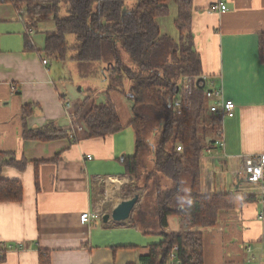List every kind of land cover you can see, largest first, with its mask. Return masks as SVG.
Segmentation results:
<instances>
[{
  "label": "crops",
  "instance_id": "0c3cea01",
  "mask_svg": "<svg viewBox=\"0 0 264 264\" xmlns=\"http://www.w3.org/2000/svg\"><path fill=\"white\" fill-rule=\"evenodd\" d=\"M191 1V29L206 87L220 89L236 106L234 117L220 119L223 145H212L200 159L201 193L235 196L234 206L219 210L215 225L202 229L203 264H264V217L258 218L264 203L257 184L247 178L250 158L264 153V64L258 57L264 0H221L227 7L222 12L208 11L219 0ZM27 35L33 50L25 48L22 17L12 4L0 2V152L28 161L23 170L1 171V177L18 179L23 187L21 201L0 202V242L8 247L1 264H38L45 252L50 264H140L139 257L160 235L129 225V218L98 223L128 199L101 203L99 195L109 182L113 187L134 182L133 176H121L123 158L135 151L134 131L133 151L121 140L128 126L76 141L70 136L24 140L23 126L51 123L70 131L74 124L67 111L72 101L59 91L50 61L42 64V47L31 32ZM24 105L32 110L26 118ZM99 209L103 213L95 217ZM84 212L91 214L88 223L80 221ZM183 220L169 216L165 230H187ZM122 228L155 238L137 242ZM166 264L178 262L168 255Z\"/></svg>",
  "mask_w": 264,
  "mask_h": 264
},
{
  "label": "trees",
  "instance_id": "16d2710c",
  "mask_svg": "<svg viewBox=\"0 0 264 264\" xmlns=\"http://www.w3.org/2000/svg\"><path fill=\"white\" fill-rule=\"evenodd\" d=\"M126 1L0 0L12 4L24 20L26 49H34L27 34L37 27L39 19L52 16L54 27L46 32L43 47L38 49L48 61L68 58L67 36L73 34L76 52L71 59L81 69L90 63L103 62L109 79L108 92L121 91L125 79L131 82L129 98L133 116L126 125L108 100L109 93L105 102H96L88 95L67 104L74 123L70 131L57 129L51 123L38 128L23 126L22 138L49 141L70 136L76 141L105 137L130 126L134 131L135 151L123 158L121 176L139 179L145 156L151 169L144 177L143 187L121 189L123 198L138 194L128 223L152 230L161 237L148 245L147 253L139 257L140 264H166L174 246H177L178 264H203L202 229L214 226L219 210L232 208L235 196L232 193L204 195L200 191V159L221 138L220 118L208 112L204 89L201 85L194 89L180 114L172 107L179 79L203 73L191 29L192 1L135 0L133 8L124 12ZM169 2L177 9L176 39L162 34L156 22V18L169 14ZM62 8L66 11L64 16L59 15ZM124 53L135 68L124 62ZM258 57L264 64V32L258 36ZM81 69L83 76L91 74L90 69ZM31 112L29 105L23 106L24 118ZM157 121L162 122V127L154 146L150 147L146 129ZM178 144L181 151L176 150ZM27 162L25 158L16 159L11 152H0V202H19L23 198L21 181L1 177L2 168L23 170ZM142 197L151 203L143 205ZM171 215L183 217L188 229L166 231L167 218ZM3 254L0 251V264ZM38 264H50L47 252L39 254Z\"/></svg>",
  "mask_w": 264,
  "mask_h": 264
},
{
  "label": "rangeland",
  "instance_id": "374dc122",
  "mask_svg": "<svg viewBox=\"0 0 264 264\" xmlns=\"http://www.w3.org/2000/svg\"><path fill=\"white\" fill-rule=\"evenodd\" d=\"M135 2V0H127L125 2L123 11L126 12L132 9L135 5ZM169 11L170 12L167 16L156 18V22L159 25L162 34H167L171 38L176 39L178 33L174 25V20L177 15V9L176 5L172 2H169ZM65 14V8H62L60 10L59 15L64 16ZM53 24L54 23L52 20V16H47L39 19L37 27L31 31L30 35L31 39L33 40V42H35V44H37V46L43 47L45 34L47 31H51V29H53ZM67 40L70 46V49L67 54L68 58L64 61H50L52 75L57 83L59 91L69 97L70 101H74V99L76 100L77 98L83 100L86 96L91 95V99H93L94 101L98 102L102 100L103 102H105L107 99L106 93H109L110 95L108 96V100H110L114 104L122 124L126 125L127 122L133 116L130 105L131 101L129 98V89L131 82L128 79H125L121 91L108 92L109 79L107 76V71L104 70V63H90L89 66H86L84 67V69H81L79 63L74 59H71V57L74 56L76 52L73 48L76 43L75 35L69 34L67 36ZM124 62L130 67L135 68V65L130 61L126 53H124ZM80 69H90L91 74L88 76H83ZM163 91V89H160L161 93H163ZM161 127L162 122L157 121L153 124V126L146 129V137L150 144V147L154 146L156 141V135L160 132ZM120 135L121 140L127 147V149L133 151L134 143L132 136V128L130 126L126 127ZM131 151H129L128 153H130ZM142 165H144V168L142 167L140 170L139 179H134V182H127L121 187L120 185L117 187H113V185H111V182H109L110 185L108 183V185L106 187H103V190L100 192V199L105 200V202H109L112 201V199L114 198L113 201H115L117 198H120L122 196L121 189L124 186L133 187L135 185H138L143 187L144 177L146 176V174H148L151 169L147 161V156L144 157ZM148 202L151 203L150 200L148 201L147 198L142 197L143 205L148 204ZM183 221L187 223L185 219ZM102 222L103 218H101L98 223ZM121 230H126L128 233L132 234V239H135L137 242L148 238H155V236L152 234L142 235L139 231L133 228H122ZM158 238L159 240L161 239L160 236H158ZM150 240L152 239H149L148 242H151Z\"/></svg>",
  "mask_w": 264,
  "mask_h": 264
},
{
  "label": "built area",
  "instance_id": "2783aa9c",
  "mask_svg": "<svg viewBox=\"0 0 264 264\" xmlns=\"http://www.w3.org/2000/svg\"><path fill=\"white\" fill-rule=\"evenodd\" d=\"M227 9L225 3L221 0L214 6L208 9L209 12H222ZM42 64L47 65L48 59L43 57ZM199 85L204 89L205 98L207 101L206 108L208 112L214 114L220 119L224 118H232L235 115V103L233 100L224 97L222 91L220 89H214L206 87V76L203 74L199 76H183L179 79L177 84V93L175 98L172 100L173 110L180 114L183 108L188 104L190 97L194 89L198 88ZM215 145H223L222 138L217 139L215 141ZM177 151H181V145L176 146ZM87 158L90 159V155H87ZM247 172L249 173V181L257 184L258 189L262 195L260 199V203H264V153L253 155L250 158V165L247 168ZM105 182V179H103ZM101 203H105V200H101ZM103 211L101 209L98 210L97 213L94 214L95 217L102 215ZM91 214L89 212H84L80 215L81 223H88L90 221ZM264 217V211H261L258 215L259 219ZM0 251H4L8 249L4 243L0 242ZM177 246H174L169 253V258H176Z\"/></svg>",
  "mask_w": 264,
  "mask_h": 264
},
{
  "label": "water",
  "instance_id": "95a60500",
  "mask_svg": "<svg viewBox=\"0 0 264 264\" xmlns=\"http://www.w3.org/2000/svg\"><path fill=\"white\" fill-rule=\"evenodd\" d=\"M249 178V173L247 175ZM138 199V194L133 195L128 199L120 201L111 211L110 214L103 215V221L106 222L109 217L114 221H124L129 218L131 211Z\"/></svg>",
  "mask_w": 264,
  "mask_h": 264
}]
</instances>
